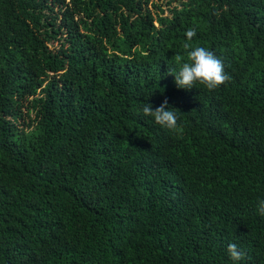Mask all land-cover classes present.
Masks as SVG:
<instances>
[{
	"label": "trees",
	"instance_id": "16d2710c",
	"mask_svg": "<svg viewBox=\"0 0 264 264\" xmlns=\"http://www.w3.org/2000/svg\"><path fill=\"white\" fill-rule=\"evenodd\" d=\"M161 1L0 0V264H264V0Z\"/></svg>",
	"mask_w": 264,
	"mask_h": 264
},
{
	"label": "clouds",
	"instance_id": "9594fccd",
	"mask_svg": "<svg viewBox=\"0 0 264 264\" xmlns=\"http://www.w3.org/2000/svg\"><path fill=\"white\" fill-rule=\"evenodd\" d=\"M186 35L189 38L192 37V30H189ZM183 47L187 50L186 59L178 64L174 74L168 69V72L174 76V82L178 88L189 89L199 83L208 89H214L228 79L221 60L208 48L192 46L188 43H185ZM179 59L177 57V60ZM176 110V108L167 106L166 100L154 109L147 102H142L140 106V112L145 117L151 118L155 124L167 130H175L178 127ZM255 210L258 216L264 217V198L257 200ZM226 252L232 264H239L243 252L237 248L235 243H229Z\"/></svg>",
	"mask_w": 264,
	"mask_h": 264
},
{
	"label": "rangeland",
	"instance_id": "374dc122",
	"mask_svg": "<svg viewBox=\"0 0 264 264\" xmlns=\"http://www.w3.org/2000/svg\"><path fill=\"white\" fill-rule=\"evenodd\" d=\"M153 1H156V2H161L162 3V1L161 0H153ZM164 8H165V5L162 3L161 4Z\"/></svg>",
	"mask_w": 264,
	"mask_h": 264
}]
</instances>
